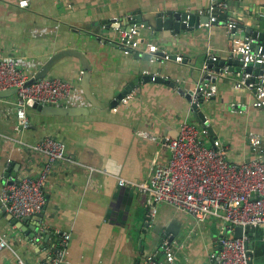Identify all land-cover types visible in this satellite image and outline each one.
<instances>
[{
    "label": "crops",
    "instance_id": "obj_1",
    "mask_svg": "<svg viewBox=\"0 0 264 264\" xmlns=\"http://www.w3.org/2000/svg\"><path fill=\"white\" fill-rule=\"evenodd\" d=\"M27 1L21 6L19 0H0V57L15 58L31 75L56 51L78 50L88 62L90 91L100 102L112 100L135 79L139 82L115 106L92 107L82 87L81 60L63 56L46 77L69 81L72 91L50 105L80 112L42 113L27 105L29 125L24 129L16 127L15 93L0 96V190L10 162L16 177L37 175L45 157L28 144L46 135L59 139L70 158L55 162L45 180L41 218L33 214L21 228L11 223L0 202V232L11 248L27 264H45L60 248L58 231H67L70 237L59 264H146L148 258L163 259L159 243L168 234L172 245L179 246L176 264H211L209 254L217 250L224 224L213 216L197 221L164 202L157 204L149 220L137 183L149 182L154 165L167 162L170 152L160 139L177 135L183 121L210 125L213 132L208 130L206 144L212 140L224 144L231 161L251 157L249 132L264 140V107L251 105V90L234 86L239 64L231 53L234 38L243 39L248 28L264 31V0H228L222 22H202L191 31L178 32L156 29L135 17L157 11L208 17L207 9L218 0ZM227 20L237 23L236 37L228 31ZM129 22L138 26L131 50L118 45L120 32L115 27ZM157 51L181 58L150 57L161 56ZM209 55L218 62L223 56L231 59L223 62L231 69L209 82L216 91L200 98L198 105L207 119L199 121L190 100ZM145 75H159L169 82L144 79ZM237 102L246 104V109L233 111L231 104ZM119 177L131 184L118 183ZM247 231L253 237V263L264 264V228ZM11 248L0 251L1 264L14 263Z\"/></svg>",
    "mask_w": 264,
    "mask_h": 264
},
{
    "label": "built area",
    "instance_id": "obj_2",
    "mask_svg": "<svg viewBox=\"0 0 264 264\" xmlns=\"http://www.w3.org/2000/svg\"><path fill=\"white\" fill-rule=\"evenodd\" d=\"M27 2L19 0L21 6L27 5ZM227 5L228 0L213 2L207 9L208 20L204 23L210 25L222 22L220 16ZM204 12L200 10L199 14ZM226 24L229 32L231 29L236 30L237 23L234 20H227ZM137 27V24L132 23L127 30H121L118 45L132 46ZM230 33L235 35L234 31ZM253 41L252 36L248 35L243 39L234 38L235 45L231 53L242 62L234 86L251 90V105L261 108L264 107V52L252 49L250 45ZM168 54L163 51L161 56L155 58L165 60ZM180 58L177 56V59ZM210 58L214 57L209 55L203 63L205 73L191 96V105H198L200 98L214 94L216 89L209 82L215 81L218 74L229 69L227 64H223L217 70H212L207 65ZM247 67H251V70H245ZM29 76L15 58L0 57V90L16 88V127L20 129L29 125L26 114L29 98L42 104H55L72 91L71 83L59 77L45 76L26 85ZM231 107L233 111L242 112L247 105L237 102L232 103ZM207 135L205 125L183 121L177 135L163 136L160 141L168 148L169 158L165 164L154 165L150 181L137 183V188L144 193L143 204L148 210L149 220L153 219L157 204L164 202L192 215L197 221L213 216L224 224L218 238V248L209 254L211 264H254L253 245L247 230L264 228V140L259 134L249 132L247 141L251 157L231 161L224 144L217 140H212L211 145L206 144L204 139ZM28 145L45 157L37 175L9 176L0 190V202L17 219L41 211L45 203L43 186L53 164L59 160H70L64 153L63 143L53 136L46 135ZM118 183L129 185L131 181L119 177ZM236 226L242 227L240 236L233 234ZM58 232L61 236L60 248L45 264H59L63 259L70 234L67 231ZM172 244L168 234L164 235L159 243L163 259L148 258L145 263L176 264L175 252L179 246ZM5 247L11 248L6 234L0 232V251ZM12 250L15 257L13 264H27L20 254Z\"/></svg>",
    "mask_w": 264,
    "mask_h": 264
},
{
    "label": "water",
    "instance_id": "obj_3",
    "mask_svg": "<svg viewBox=\"0 0 264 264\" xmlns=\"http://www.w3.org/2000/svg\"><path fill=\"white\" fill-rule=\"evenodd\" d=\"M136 20H140V18H143L145 20H148L150 25L156 29H160V28H169L172 29L173 32H178V31H183V30H192L194 27H197L199 25V23L202 22H206L208 20V17L206 15H196L193 13H182L179 11H165V12H161V11H157L154 13H147V14H143L141 15V17H135ZM129 19H133L132 17ZM130 23L126 26H119V24H116L115 27L116 29H118L117 34L121 31V30H127L130 26ZM231 31L235 32V35H233L234 37L237 36L236 34V30L235 29H231ZM246 34H250L252 36V38L254 40H258L257 42H252L250 47L254 50H258L261 49L262 52H264V31H258L252 28H248L245 32ZM233 38V37H232ZM239 38V35H238ZM231 46H232V39H231ZM125 49H129L131 50L130 47L127 46H121ZM163 52L161 51H157V55H162ZM135 56H139L138 52L134 53ZM66 55H74L76 57H78L81 60V63L83 65V69L84 72L82 74V87L84 90V93L86 95V97L88 98V100L90 101V103L93 106H110L113 107L115 106L119 99H122L124 97V95L130 91L132 89V87H134L136 84H138V79H135L134 81L128 83L125 87L121 88L116 95L114 96V98L108 102H100L98 101L91 93L90 91V87H89V72H88V62L86 60V58L84 57V55L75 49H71V48H66V49H60L58 51H56L53 55H51L40 67V69L36 70L34 73H32L29 78L26 81V85L32 84L34 82H36L37 80L45 77L46 75H48L50 68L52 67V65L60 58H62L63 56ZM156 55H151L150 57L155 58ZM147 58V56H145ZM168 58L170 59H176L177 55L173 54V53H169L168 54ZM221 58V61L218 62V60H216V58H210L207 60V65L208 67H213V63L216 64V66L214 67L215 70H217L219 68V66H222L224 63V61H227L228 63H230L232 60H234V63L239 64V66L237 67V70H240V65H241V61L238 59V57H233V59H229L226 56L223 57H219ZM229 69H231L230 65H229ZM245 70L250 71L251 67H247L245 68ZM256 72H260L259 70H257ZM144 79H150L153 78L155 81H165V82H169L168 79L163 78L159 75H145L143 77ZM16 88H7V89H1L0 90V96H6L9 95L11 93H15ZM27 105L41 111L42 113H56V112H60V113H73V112H80V109H74L73 107H62V106H53L50 104H42V103H38L37 101H34L33 99L29 98L27 100ZM193 107L195 108V113L194 116L197 120L199 121H205L207 119V117L204 115L203 112H201L199 105L194 104ZM203 124V123H202ZM207 128L209 130V132L212 134V127L210 125H207ZM12 164V162H10V165ZM8 166L7 167V171L4 172L5 177H16V174L13 173V171H11L12 166ZM44 206V205H43ZM3 210L5 209L4 206H2ZM36 216H38L39 218H41L42 216V212H38L37 214H34ZM31 215H27V216H23L21 217V219H17L14 216H12V214L7 213V218L10 219L11 223H15L16 225L20 226L21 228L22 226V221H25L26 219L30 218ZM32 233V237H33ZM234 236H240L242 234V227L241 226H236L234 228L233 231ZM35 236V235H34ZM169 239L171 240V237H169ZM245 245H248V242L245 243ZM210 262V261H208ZM1 264V263H0ZM210 264V263H209Z\"/></svg>",
    "mask_w": 264,
    "mask_h": 264
},
{
    "label": "trees",
    "instance_id": "obj_4",
    "mask_svg": "<svg viewBox=\"0 0 264 264\" xmlns=\"http://www.w3.org/2000/svg\"><path fill=\"white\" fill-rule=\"evenodd\" d=\"M221 17H222V14H221ZM253 229H254V228H253ZM253 229H250V231L253 230ZM248 232H249V231H248ZM248 234H249V233H248ZM249 236H250V235H249ZM250 238H251V236H250ZM252 238H253V237H252ZM252 238H251V239H252ZM251 242H252V240H251ZM256 243H258V242H256ZM252 244H253V243H252Z\"/></svg>",
    "mask_w": 264,
    "mask_h": 264
},
{
    "label": "rangeland",
    "instance_id": "obj_5",
    "mask_svg": "<svg viewBox=\"0 0 264 264\" xmlns=\"http://www.w3.org/2000/svg\"><path fill=\"white\" fill-rule=\"evenodd\" d=\"M209 145V144H208Z\"/></svg>",
    "mask_w": 264,
    "mask_h": 264
}]
</instances>
